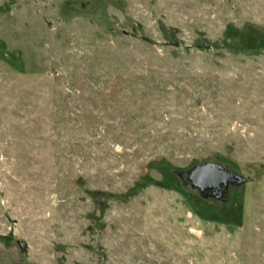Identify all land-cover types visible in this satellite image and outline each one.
I'll return each mask as SVG.
<instances>
[{
  "label": "rangeland",
  "instance_id": "1",
  "mask_svg": "<svg viewBox=\"0 0 264 264\" xmlns=\"http://www.w3.org/2000/svg\"><path fill=\"white\" fill-rule=\"evenodd\" d=\"M0 264H264V0H0Z\"/></svg>",
  "mask_w": 264,
  "mask_h": 264
},
{
  "label": "water",
  "instance_id": "2",
  "mask_svg": "<svg viewBox=\"0 0 264 264\" xmlns=\"http://www.w3.org/2000/svg\"><path fill=\"white\" fill-rule=\"evenodd\" d=\"M186 179L192 188L199 190L201 194L212 192L217 199L223 196L222 187L228 189L229 185L240 186L247 181L238 173L215 162L196 165L187 171Z\"/></svg>",
  "mask_w": 264,
  "mask_h": 264
},
{
  "label": "flooded vegetation",
  "instance_id": "3",
  "mask_svg": "<svg viewBox=\"0 0 264 264\" xmlns=\"http://www.w3.org/2000/svg\"><path fill=\"white\" fill-rule=\"evenodd\" d=\"M210 193H211V194H210ZM210 193H209V192H207V193H205V195H209V194H210V195H213V194H212V192H210ZM222 197H223V196H222Z\"/></svg>",
  "mask_w": 264,
  "mask_h": 264
}]
</instances>
